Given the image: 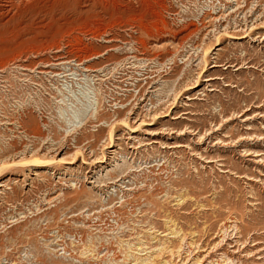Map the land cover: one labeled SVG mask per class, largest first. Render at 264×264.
<instances>
[{"label": "rangeland", "instance_id": "374dc122", "mask_svg": "<svg viewBox=\"0 0 264 264\" xmlns=\"http://www.w3.org/2000/svg\"><path fill=\"white\" fill-rule=\"evenodd\" d=\"M223 1L0 0V264H264V0Z\"/></svg>", "mask_w": 264, "mask_h": 264}, {"label": "bare ground", "instance_id": "6f19581e", "mask_svg": "<svg viewBox=\"0 0 264 264\" xmlns=\"http://www.w3.org/2000/svg\"><path fill=\"white\" fill-rule=\"evenodd\" d=\"M10 3V2H9ZM227 7V6H226ZM227 10H230V7H228V8H225V11H227ZM51 11V10H50ZM220 11H222V10H220ZM219 11V12H220ZM238 10H237V12H235L234 14L235 15H237L238 14ZM230 13V12H229ZM229 13H228V15H229ZM7 14V13H6ZM233 14V13H232ZM223 15L225 16V13H223ZM234 15V16H235ZM217 19H222V16L220 15H218L217 17H216ZM180 27V26H179ZM178 27V28H179ZM184 27H186V26H184ZM229 27V26H228ZM182 29H185V28H182ZM187 29H185V31L183 32V33H181L180 35H179V37L177 38V40H176V43L179 45H181V44H183V40H185V39H187L186 38V36L187 37H189V35L191 34V32H193L194 31V29H193V27L191 26V27H189V29L186 31ZM195 31H197V30H195ZM194 31V32H195ZM226 32V31H225ZM216 35V34H215ZM263 37V36H262ZM190 38V37H189ZM134 40H135V38H133ZM189 40V39H188ZM191 40V39H190ZM185 42H187V41H185ZM184 42V43H185ZM190 42V41H189ZM188 42V43H189ZM201 42H202V40H201ZM204 42V41H203ZM202 42V43H203ZM126 43V42H125ZM137 43V42H136ZM201 43V44H202ZM124 45V44H123ZM129 46V45H128ZM185 46V45H184ZM189 46V45H188ZM192 46V45H191ZM201 46V45H200ZM132 47V46H131ZM136 47V46H135ZM124 48V47H123ZM128 48V47H127ZM132 50H133V53L135 52V51H137V50H135V49H133V48H131ZM124 50V49H123ZM199 50V49H198ZM125 51V50H124ZM127 52H128V50H127ZM126 52V53H127ZM132 52V51H131ZM200 52V50L198 51V53ZM194 54V53H193ZM133 55V54H132ZM190 55H191V53H190ZM189 55V56H190ZM195 55V54H194ZM196 56H197V54H196ZM135 58H137V56L135 55L134 56ZM195 57V56H194ZM128 58H129V56H128ZM130 58H131V56H130ZM170 59V58H169ZM168 59V60H169ZM173 59V58H172ZM136 60V59H135ZM138 60V59H137ZM145 60V59H144ZM143 60V61H144ZM167 60V59H166ZM190 60V59H189ZM192 60V59H191ZM134 61V60H133ZM141 61V60H140ZM142 61V62H143ZM148 61V60H147ZM186 61V60H185ZM72 62H76V61H72ZM72 62H70L71 64H72ZM171 62V61H170ZM170 62H168V63H170ZM193 62V61H192ZM70 63H68V64H70ZM145 63V62H144ZM172 63H173V61H172ZM75 64V63H74ZM77 65H80V64H84L83 63V61H78L77 63H76ZM142 64V63H141ZM173 65V64H172ZM83 68V67H82ZM84 69V68H83ZM143 69V68H142ZM86 71H91L89 68H87L86 69ZM90 76V75H89ZM157 78H158V76H157ZM166 81H168V80H166ZM170 81V80H169ZM168 84V83H167ZM173 84V83H172ZM155 85H156V83H155ZM153 85L152 87H151V89L153 88L154 89V93H153V91H150V92H147V93H145L144 95H143V98H145V100H146V96L148 95V93H150V95L153 93V96H156V97H160L161 99H163L162 98V95H161V89L156 85ZM160 85V84H159ZM164 85H165V83H164ZM174 85V84H173ZM161 86V85H160ZM169 86V85H168ZM167 85H166V87H168ZM172 85H170V87H171ZM165 87V86H164ZM157 88H159V89H157ZM96 90V89H95ZM170 91V92H169ZM169 93H171L172 91L169 89ZM93 92V91H92ZM92 92L90 93V94H92ZM166 93H167V91H166ZM96 95V94H95ZM168 94H166V96H167ZM171 95V94H170ZM97 97V96H96ZM95 97V98H96ZM168 97V96H167ZM150 98V97H149ZM166 98V97H165ZM170 98V97H169ZM168 98V99H169ZM94 99V98H93ZM167 99V98H166ZM98 100V99H97ZM150 101V100H149ZM162 101H164V100H162ZM161 101V102H162ZM148 102V101H147ZM94 103V102H93ZM93 105V104H92ZM96 105V104H95ZM95 107V106H94ZM97 107V106H96ZM92 109V108H91ZM152 109H154V108H152ZM79 110H81V108L79 109ZM78 110V111H79ZM84 110H86V109H84ZM82 113H84V112H82ZM77 114V113H76ZM87 114V113H86ZM76 117V116H75ZM80 117H78V119H79ZM82 118V117H81ZM87 119V118H86ZM86 121V120H85ZM80 122V121H79ZM81 124V123H80ZM78 125V124H77ZM82 125H83V123H82ZM81 125V126H82ZM85 125V124H84ZM76 126V125H75ZM76 127H78V126H76ZM129 128V127H128ZM134 131H136V130H134ZM133 133V132H132ZM112 134V133H111ZM112 137V135L110 136V138ZM36 152H34V153H32V155H30V156H26V153H24L23 152V154L21 155L22 156V158L18 161V162H15V167H29V168H31V169H29V171H31V173H35V170H37L38 168H42V169H44V168H50L51 166H52V164L55 162L54 161V158H56L55 160H57V157H55V156H50L49 154H47V153H44V154H41V158H33V157H35V155H37V154H35ZM49 155V156H48ZM74 156H75V153L74 154H72V155H67V156H64V157H61L60 159H58L57 160V162L58 161H63V163L64 164H73L74 162H73V158H74ZM20 157V156H19ZM31 159V160H30ZM66 159H70L71 161H66ZM25 161H27V162H25ZM122 162V161H121ZM4 164H6V161H4V162H2V161H0V167L3 165L4 166ZM116 165H120L119 163L117 164V162L115 163V164H113L112 165V167L109 169V170H111L113 167H115ZM122 165V164H121ZM2 166V168H4ZM117 166V167H118ZM7 167H8V165H7ZM122 167V166H121ZM1 168V169H2ZM109 170H106V173L109 171ZM24 172V171H23ZM105 173V174H106ZM26 177H27V174H24ZM33 175H37V173H35V174H33ZM102 175V174H101ZM101 175H99V176H101ZM99 176L96 178L97 180L95 181V182H99V181H101V179H98L99 178ZM105 177V176H104ZM9 180H12L11 179V177H9ZM119 181V180H118ZM94 182V183H95ZM0 186H2V187H4V185L3 184H0ZM103 186H106V185H103ZM102 186V187H103ZM109 193V192H108ZM101 214V213H100ZM52 239H53V237H52ZM45 247L46 248H48V251H49V254H53V255H55V254H57V253H59L60 251H64V252H67V250H66V247H64V244H62V241H60V240H58V239H55V240H53V241H46V239H45ZM58 247H60V248H62V249H60V250H58ZM130 250H132V247H130ZM142 250V249H141ZM96 250H95V247H93V248H91V249H86V252H88V253H90V257L92 256V253H94ZM135 251H136V249H135ZM140 252V251H139ZM131 253H133V252H131ZM133 256V255H132ZM100 257V256H99ZM138 260H140V259H138ZM145 260H142V261H140V264H146L145 262H144ZM7 264H10V262H8Z\"/></svg>", "mask_w": 264, "mask_h": 264}, {"label": "built area", "instance_id": "2783aa9c", "mask_svg": "<svg viewBox=\"0 0 264 264\" xmlns=\"http://www.w3.org/2000/svg\"><path fill=\"white\" fill-rule=\"evenodd\" d=\"M214 3H213V6L211 5V12L208 11L206 12L204 15H206L207 17H209V19L211 18H214V16H220V15H223V13H227V11H225V8H228V7H232V5H229V4H226L223 0H212ZM217 2V3H216ZM231 4V3H230ZM227 6V7H226ZM222 10V11H220ZM220 11V12H219ZM178 15V14H177ZM217 19V18H216ZM183 25H189V26H192L194 28L196 27H199L197 24H194L193 22L191 21H187L188 19H183ZM182 25V26H183ZM197 29V28H196Z\"/></svg>", "mask_w": 264, "mask_h": 264}]
</instances>
